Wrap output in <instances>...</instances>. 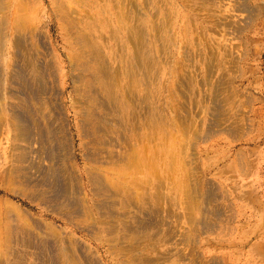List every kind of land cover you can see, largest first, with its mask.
Returning <instances> with one entry per match:
<instances>
[{
  "label": "bare ground",
  "instance_id": "bare-ground-1",
  "mask_svg": "<svg viewBox=\"0 0 264 264\" xmlns=\"http://www.w3.org/2000/svg\"><path fill=\"white\" fill-rule=\"evenodd\" d=\"M182 1L0 0V187L65 222L0 196V264H174L184 241L197 257L186 264H223L200 250L215 249L200 235L231 234L202 145L248 131L237 58L217 38L236 28L220 15L230 0ZM72 125L91 165L75 162ZM241 237L263 260V237Z\"/></svg>",
  "mask_w": 264,
  "mask_h": 264
},
{
  "label": "rangeland",
  "instance_id": "rangeland-1",
  "mask_svg": "<svg viewBox=\"0 0 264 264\" xmlns=\"http://www.w3.org/2000/svg\"><path fill=\"white\" fill-rule=\"evenodd\" d=\"M166 1L169 7L172 6L171 2L177 3V0ZM178 2L182 3L183 1L178 0ZM247 2L249 7L258 10L257 17L253 20V24H250V15L245 12V8L243 7L244 12H242L243 9L240 8ZM225 3L227 6L220 15L226 18L229 17L227 18L228 21H232L235 26L233 27L236 29L225 30L224 32L220 31L221 36L217 38L220 40L222 36L225 35L226 40L231 44L229 50L231 57L237 58L236 61L238 62L239 73L237 72L236 75H233V73L230 72V75L233 77L234 86L238 90L237 95L240 102V117L242 121L244 120V125L242 123L241 129H246L248 131L244 136L240 137L233 136L229 133H218L210 142L202 145L204 149L203 155L204 158H206L208 166L206 169L208 172L207 177L208 179H213L215 185L219 189L220 198H218V203L224 209V215L219 223L221 227L229 229L231 234L229 233L223 236L221 235V229L216 228L212 230V234L205 236L200 235L199 239L203 241H201L202 243L211 242V245L215 248L206 250L203 246L204 244H201L200 250L204 254L203 258H205V260L220 258L223 264H232L233 260L234 264H264V258L256 262H254V260L250 261L249 259L252 254L249 249H247L249 247L246 245L240 246L238 244L244 232H247L248 239H252L250 245H254V242L260 241L262 237L264 239V0H230ZM173 8L171 7L172 10ZM182 15L187 16L188 20L194 23L191 19L194 15L191 11L186 9L182 12ZM238 22L240 26H238ZM244 23H249V25L246 24V26ZM238 27L239 29H237ZM240 27L241 29L246 27V30H243V32H241L242 34L240 33L241 35L239 34L238 36L235 31L240 30ZM233 32L234 34H232ZM205 33L206 37L204 38L213 39L207 32ZM226 33H228V35ZM215 37L216 36H214V38ZM199 39H202L201 35H199ZM220 44L222 46L224 43L222 44L221 42ZM234 44L235 46L237 45V47H235ZM233 47H235L234 50L237 48L235 52ZM219 52L223 53L221 50H219ZM227 67V70H232L233 68L229 65H227ZM69 118L71 119V115ZM246 124L248 126H246ZM203 128L205 129L206 127ZM71 130L74 135V153L77 166L82 168L86 164L91 165L84 157L85 152L81 147L82 139L77 136L73 125ZM185 150L189 151H187L188 153L186 152V154H191V148L189 146H186ZM239 151L244 154V163L246 167L244 171L243 167L239 165V158H237V153ZM186 158L189 160L191 155L186 156ZM220 171L221 173H219ZM217 172L218 174H216ZM0 196L4 198V203L18 204L24 209H32L36 218H42L45 221H51V219L55 218L58 226L65 227V222L61 218H58L57 215L44 212L42 206L32 204L21 195L4 192L0 187ZM242 197H249L252 202L250 206L247 205L244 207L245 204ZM183 223L182 226L187 229L190 228L185 221H183ZM243 223L246 224V228L244 227L242 231L241 227ZM67 227L72 230L74 229L72 226ZM180 231L182 233L185 232L184 230ZM76 234L81 240L90 244L94 249L99 248V245L89 239L86 233L76 232ZM232 243L237 244L238 249H235V251L225 249V247L230 246L229 244ZM177 248L180 251L182 259L185 257L188 260L183 262L182 260L180 261V256H175L171 259L172 263L175 264L178 262L179 264H186L197 258L195 253L192 252L191 241H184L183 244L178 245ZM99 251L104 254L102 248L99 249Z\"/></svg>",
  "mask_w": 264,
  "mask_h": 264
}]
</instances>
